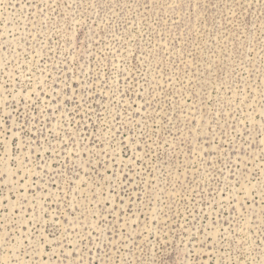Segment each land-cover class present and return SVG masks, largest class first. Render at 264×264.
<instances>
[{"label": "rangeland", "instance_id": "374dc122", "mask_svg": "<svg viewBox=\"0 0 264 264\" xmlns=\"http://www.w3.org/2000/svg\"><path fill=\"white\" fill-rule=\"evenodd\" d=\"M0 264H264V0H0Z\"/></svg>", "mask_w": 264, "mask_h": 264}]
</instances>
